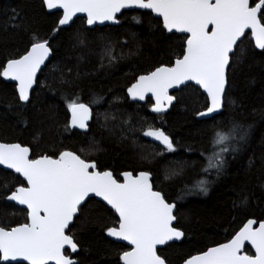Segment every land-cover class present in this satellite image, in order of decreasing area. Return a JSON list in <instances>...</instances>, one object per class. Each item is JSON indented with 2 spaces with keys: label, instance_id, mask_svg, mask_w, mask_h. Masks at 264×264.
<instances>
[{
  "label": "snow or ice",
  "instance_id": "6c2138e0",
  "mask_svg": "<svg viewBox=\"0 0 264 264\" xmlns=\"http://www.w3.org/2000/svg\"><path fill=\"white\" fill-rule=\"evenodd\" d=\"M41 9L43 15L55 17L46 36L20 6L3 9L7 25L0 32L12 31L22 40L27 38L22 51L14 45L16 55L0 64V77L15 82L12 99L0 103L18 123L25 128L35 122L43 124L46 113L36 107L33 93L34 86L40 85L38 74L43 75L51 59H56L53 41L66 43L69 50L88 49L99 43L101 67L104 58L113 64L121 58L115 55L117 45L110 37L95 35L94 26L121 24L118 16L124 10H146V14L162 21V25L158 24L162 34H171L165 36L166 40L171 42L176 33L184 34V38L179 53H173L175 58L170 56L167 63L138 75L127 88V96L133 101H154L151 112L160 114L179 102L171 90L199 91L205 103L202 108L193 106V116L201 124L211 122L210 127L198 130L202 137L211 133L208 146L200 152L205 161L201 171L214 179H199L187 191L207 196L213 185L232 175L231 164L248 144L252 126L235 118L225 122L217 117L228 107L233 111L245 107L242 99L232 97L234 81L245 67L250 70L257 58L264 65V0H41ZM77 19L87 27L76 28ZM132 20L143 23L137 16ZM131 36L135 39L136 34ZM245 40L249 45L242 48ZM4 42L0 40V44ZM127 45L128 41L119 44L121 48ZM80 79L78 72L72 77L61 73L64 122H57V132L60 127L64 132L79 130L73 135L87 140L99 124L98 115L90 124L96 115L93 105L102 103L103 97L94 96L85 102L83 91H76ZM255 82L254 78L249 81ZM260 95L264 96V88ZM260 111L264 114V106ZM8 115L4 113V117ZM108 119L106 115V122ZM123 123L129 127L122 133L134 131L129 121ZM142 135L161 146L157 155L174 157L164 166L165 180L183 177L187 161L179 157L180 141L151 124ZM42 139L43 133L37 132V146ZM121 139L127 140L128 136L122 134ZM0 166L18 174L11 185H0V207L23 206L19 210L25 213V222L15 226L5 221L7 213L0 214V264H87L84 256L94 252V246L119 242L126 243L120 244L115 264H173L167 250L190 239L189 229L180 225L177 201L157 185L159 174L151 168L116 175L106 166L102 168L99 161H90L72 149L36 156L32 146L20 142H0ZM254 169L261 172L258 189L250 188L245 179ZM233 179L232 205L237 212L247 210L254 200L264 201V156L259 158V168L255 158H249L247 168L237 170ZM95 198L114 217L111 225H105L103 218H85ZM89 223L101 226V232L91 233L92 245L85 246L73 229L79 226L83 231ZM246 246L253 251H246ZM180 260L182 264H264V218H248L227 242L205 246Z\"/></svg>",
  "mask_w": 264,
  "mask_h": 264
},
{
  "label": "trees",
  "instance_id": "16d2710c",
  "mask_svg": "<svg viewBox=\"0 0 264 264\" xmlns=\"http://www.w3.org/2000/svg\"><path fill=\"white\" fill-rule=\"evenodd\" d=\"M5 6H20L30 18L35 21V26L40 30L42 36H46L55 17L42 14L41 0H0V28L7 25V18L3 13ZM137 16L143 20L142 24H136L132 17ZM121 24L118 26L95 27L97 36L110 37L116 46V56L121 58L113 64L103 59L104 66L101 67L102 45L99 43L91 45L88 49L69 50L66 43L60 44L53 41L56 59H51L48 68L43 75L39 74L40 85L34 87V102L37 108H43L46 113L43 124L35 122L31 128H25L18 123L4 103H0V142H20L25 146H32L34 154H51L56 149L68 148L80 153L88 160L99 161L101 167H107L120 175L123 171L142 170L151 168L154 174L158 173L157 185L163 186L168 196L177 201L179 206L180 225L189 229L190 239L177 246L168 249L166 255L171 258L173 264H182L180 257L186 254H196L205 246H215L218 243L227 242L231 234L238 230L242 223L248 218H264V201L254 200L251 207L243 212H237L232 205L235 194L232 186L236 182L233 177L237 170L241 172L247 168L249 158H255L259 168V158L264 156V114L260 109L264 106V96L261 89L264 88V65L259 63V58L253 62L251 69L245 70L234 81L232 89L233 99L239 98L244 101L245 107L233 111L228 107L218 120L225 122L236 119L245 126L251 125V136L248 144L238 154L239 159L231 164V176L222 178L213 185L207 196L190 194L187 189H192L199 179H214L208 177L201 168L205 164L200 152L208 146L211 133L201 136L199 129L210 127L201 124L192 113L193 106L202 108L205 100L203 95L191 89L183 92H175L173 95L179 97V102L165 115H155L151 112L152 103L147 100L144 104L129 102L126 91L135 82L140 74L151 70L160 63H167L169 57L175 58L173 53L178 54L184 36H173L171 42L165 39L167 33L160 31L161 22L154 19L146 12L128 11L118 17ZM76 28H86L83 20L77 19ZM135 33V39L131 34ZM0 64L6 63L7 59L16 55V47L23 50V43L27 38L16 36L12 31L0 32ZM128 41L126 47L121 48L119 44ZM119 42V44H117ZM249 41L245 40L242 48H247ZM55 66V70H53ZM2 70V69H0ZM79 73V87L76 91H83L85 102L94 96H102L103 102L93 105L94 124L98 115L99 124L95 126L94 135L83 140L73 135L77 131L64 132L58 123L64 122V110L62 96V85L60 83L61 73L65 77H72ZM255 83L250 84L251 79ZM42 85V86H41ZM14 95V85L5 83L0 77V100H11ZM32 114L31 109L28 110ZM4 113H9L4 117ZM52 118L49 119L48 116ZM109 119L105 120V116ZM115 116V119H111ZM129 121L134 131L122 133L127 129ZM58 122V123H57ZM151 124L154 127L163 128L172 133L180 141L178 148L179 157L187 161V167L183 177L175 180H165V164L173 159L172 155L161 157L157 155L159 145L150 138L143 137L142 132ZM105 127L101 128L100 126ZM37 132L43 133V139L34 140ZM122 134L128 136L122 140ZM135 141V143H133ZM47 149V153L45 150ZM231 159V157H229ZM18 176L11 172L0 169V185L5 183L11 185L14 178ZM261 172L256 169L245 179L249 187L258 189L261 182ZM3 189L0 188V195ZM259 196V192H257ZM183 198V199H180ZM7 213L4 219L7 223L15 226L25 222V213L19 208L0 207V214ZM12 213H15L14 215ZM87 220L95 221L103 218L105 225H111L114 217L106 210L102 203L97 204L93 200L89 211L86 213ZM80 241L85 246L92 245L91 233H100L101 226H93L89 223L83 231L80 227L74 228ZM95 251L84 256L87 264H115L118 259L117 253L121 251L120 244L111 246H94ZM246 251L251 252L248 248Z\"/></svg>",
  "mask_w": 264,
  "mask_h": 264
},
{
  "label": "water",
  "instance_id": "95a60500",
  "mask_svg": "<svg viewBox=\"0 0 264 264\" xmlns=\"http://www.w3.org/2000/svg\"><path fill=\"white\" fill-rule=\"evenodd\" d=\"M128 11H139V12H146V10H139V9H135V10H124V12H128ZM82 15V14H81ZM121 14H119V16H120ZM118 16V17H119ZM152 17L154 18V19H157V20H159V18H156V17H154V15H152ZM161 22V25H162V21H160ZM105 26H118V25H113V24H111V23H109V22H106L104 25H96V26H94V27H98V28H101V27H105ZM86 27H87V25H86ZM169 35H171V34H169ZM176 35H179V36H184V34H180V33H176ZM254 43V42H253ZM47 63V62H46ZM39 75V74H38ZM2 80L5 82V83H9V84H13V85H15V82H11V81H5L3 78H2ZM135 83V82H134ZM35 87V86H34ZM175 92H179L178 90H171L170 91V94H174ZM126 96H127V91H126ZM127 98H128V100H129V102H131V103H138V104H144L148 99H146L145 101H133V100H131V98H129L128 96H127ZM151 103L153 104L154 103V101H151ZM171 109V107L169 108V110ZM169 110L167 111V112H165V113H160V114H157V113H153V114H155V115H165L166 113H168L169 112ZM90 123H91V121H90ZM71 131H79V130H71ZM155 144H157L158 145V143L157 142H154ZM0 169L2 170L3 169V166H0ZM4 171H8V172H11V173H13L11 170H4ZM14 175H16V176H18V174H16V173H13ZM121 179H122V177H121ZM94 200H96V201H98L99 200V198H95ZM102 203V202H101ZM17 208H19V209H21L23 206H16ZM123 243H126V242H119L118 244H123ZM179 243V242H178ZM246 248H248L249 250H251V248H250V246H246ZM251 251H253V250H251Z\"/></svg>",
  "mask_w": 264,
  "mask_h": 264
}]
</instances>
